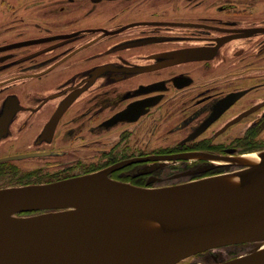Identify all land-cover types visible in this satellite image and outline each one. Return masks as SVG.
<instances>
[{"label": "flooded vegetation", "instance_id": "flooded-vegetation-1", "mask_svg": "<svg viewBox=\"0 0 264 264\" xmlns=\"http://www.w3.org/2000/svg\"><path fill=\"white\" fill-rule=\"evenodd\" d=\"M263 150L264 0H0V188L173 185Z\"/></svg>", "mask_w": 264, "mask_h": 264}, {"label": "water", "instance_id": "water-1", "mask_svg": "<svg viewBox=\"0 0 264 264\" xmlns=\"http://www.w3.org/2000/svg\"><path fill=\"white\" fill-rule=\"evenodd\" d=\"M237 163L166 186L115 180L111 166L0 188V264H176L240 242L253 246L203 264H264V150Z\"/></svg>", "mask_w": 264, "mask_h": 264}, {"label": "bare ground", "instance_id": "bare-ground-1", "mask_svg": "<svg viewBox=\"0 0 264 264\" xmlns=\"http://www.w3.org/2000/svg\"><path fill=\"white\" fill-rule=\"evenodd\" d=\"M253 156H255V154L253 153H247V154H243L241 155L239 158L241 160H248L249 158H252ZM212 160H215V158H213ZM218 160V159H216ZM219 161V160H218ZM227 180V177L221 178L219 181L220 182H225ZM114 221H118L117 223L119 224H125L127 223L128 220H125L123 217H117V216H113L112 218ZM130 225V224H129ZM132 225H136V224H132ZM264 245V244H263Z\"/></svg>", "mask_w": 264, "mask_h": 264}, {"label": "rangeland", "instance_id": "rangeland-1", "mask_svg": "<svg viewBox=\"0 0 264 264\" xmlns=\"http://www.w3.org/2000/svg\"><path fill=\"white\" fill-rule=\"evenodd\" d=\"M84 159H91L90 157H84ZM41 161L39 160L38 161V163H40ZM242 246L243 245H241V246H238V247H233V246H230V247H228L229 249H231L230 251H232V252H228V250H226V256L227 257H230V256H232L235 252V250H237V252L236 253H238V251H240V250H243L244 248H242ZM247 249H249V248H247ZM247 249H244V250H247ZM235 253V254H236Z\"/></svg>", "mask_w": 264, "mask_h": 264}, {"label": "trees", "instance_id": "trees-1", "mask_svg": "<svg viewBox=\"0 0 264 264\" xmlns=\"http://www.w3.org/2000/svg\"><path fill=\"white\" fill-rule=\"evenodd\" d=\"M30 212H32V211H27V212H22V213H30Z\"/></svg>", "mask_w": 264, "mask_h": 264}]
</instances>
